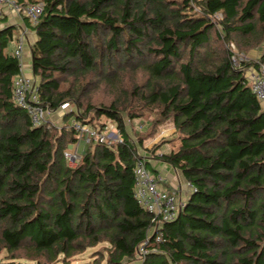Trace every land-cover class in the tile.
Returning a JSON list of instances; mask_svg holds the SVG:
<instances>
[{"label": "trees", "instance_id": "trees-1", "mask_svg": "<svg viewBox=\"0 0 264 264\" xmlns=\"http://www.w3.org/2000/svg\"><path fill=\"white\" fill-rule=\"evenodd\" d=\"M15 2L43 4L35 25L22 18L35 35L31 69L43 107L69 99L82 112L65 114L61 128L32 127L12 101L18 31L0 28V251L52 263L107 243L106 264L132 261L151 220L133 197L136 148L146 136L134 142L122 115L133 122L156 110L154 123L171 118L178 141L159 159L194 191L161 241L150 240L157 252L142 264H264V111L245 79L264 53L237 68L231 52L214 47L222 37L244 53L250 37L264 41V0ZM127 69L140 71L143 84L116 88L109 105L84 101ZM90 112L114 122L121 141L88 144L70 167L63 153L77 133L66 117L96 129Z\"/></svg>", "mask_w": 264, "mask_h": 264}, {"label": "built area", "instance_id": "built-area-1", "mask_svg": "<svg viewBox=\"0 0 264 264\" xmlns=\"http://www.w3.org/2000/svg\"><path fill=\"white\" fill-rule=\"evenodd\" d=\"M0 9L8 10V12L18 18L20 16L25 17L31 25H35L42 14L43 4L34 3L23 6L17 4L15 0H0ZM24 42L25 33H22L13 47V55L19 62L20 72L13 79L12 101L17 107H20L28 114L32 127H39L43 124L49 110L44 108L39 100L35 78L23 73L22 57ZM232 63L234 67L239 68V64H235L233 59ZM245 79L259 103L264 104V64H258L257 67L246 70ZM58 111L66 114L74 110H71L70 103L63 102L59 106ZM72 126L77 133V138L63 153L70 167H75L80 161L81 152L78 150L81 146L85 148L90 143H97L109 147L112 146L110 139H115L116 143L121 141L119 130L115 132L113 129L109 130L106 126L100 130L80 122H73ZM84 148H82V151ZM136 154L138 159L133 169V197L138 206L151 215L150 225L146 230V237L138 246L136 257L131 261L133 264H142L147 254L157 252L155 248L149 247L150 240L154 239L155 243L161 241V229L165 224L177 218L186 198L181 196L179 189L167 190L160 188L161 179L148 171L145 159L142 158L143 155L140 156L138 152ZM184 188L188 190V195L194 191L191 185L186 182L184 183Z\"/></svg>", "mask_w": 264, "mask_h": 264}, {"label": "rangeland", "instance_id": "rangeland-1", "mask_svg": "<svg viewBox=\"0 0 264 264\" xmlns=\"http://www.w3.org/2000/svg\"><path fill=\"white\" fill-rule=\"evenodd\" d=\"M188 15L190 13L194 15H198V10H193V11H187ZM15 16V15H14ZM16 17V16H15ZM13 14L11 16V13L8 12V10H1L0 9V28L3 26H15L14 22L17 19H13ZM23 17L20 16V20L23 24V27H26L23 22ZM222 19V16L220 14H217L212 17V22L213 24L218 27L217 29H220L218 26V22ZM29 29V28H28ZM18 31V30H17ZM20 36L19 31H18V37ZM253 40L249 39V44L248 46L244 41L245 51L244 53H241V51H238L236 44H234L232 41L228 42L227 40L223 41L217 44H215V48L218 46H222L227 52L232 53V59L234 60L235 64H241V62L246 61L249 63H255L257 60L261 57V55L264 53V41L262 39H258L255 37H250ZM248 39V37H246ZM16 43V42H15ZM15 45V44H14ZM14 45H11L12 51ZM26 47V43L24 42V48ZM24 55V53H23ZM27 55V54H26ZM22 62L25 59L23 56ZM24 62H23V67H24ZM28 66V65H27ZM26 67V66H25ZM252 67V66H251ZM24 69V68H23ZM252 68H249L248 70H251ZM145 81V78L143 74L140 71L137 72H132L131 70L127 69L124 73H122V76H120V80H112L111 85L107 84L105 82L100 83V85L88 93L86 96L88 99H84L85 102H90L93 105H109L111 102L115 101L116 97L118 96V92L116 88H129V86H136L138 84H143ZM124 86V87H123ZM113 87V89H112ZM64 102H68L71 104V110L70 114L73 112V115H78L80 112H82L81 109L77 108L76 105L73 103L72 100H65ZM49 112L46 114L43 124H49L50 126H57L58 128H61L62 122H63V117L64 113L56 110H51L48 109ZM67 114V113H66ZM123 116V121L125 125V130L128 136L134 141L138 142V136H146L143 140L142 143V148H136L137 152L140 154V156L143 155L144 151V144L146 146L150 147V150H152V147L162 144L160 148L153 154L154 156L156 153H161V152H168L171 149H175L178 145L177 141V135L175 132V128L173 125V121L171 118L161 120L159 122H155L154 120L158 117L156 115V110H147L142 117H140L139 120H135L133 122L129 121V119L126 117L125 113L122 115ZM86 119L90 121L96 120V129L99 128L102 124H104L103 128L106 126L109 128V130H112L117 132L118 129L116 127V124L114 122H111L109 120H106L104 117L98 118V119H93L94 115L93 113H89L86 116ZM74 122V116L69 115L66 117V124L71 125ZM147 131V132H146ZM150 131L152 132L151 134ZM145 132V133H144ZM144 133V134H143ZM148 135V136H147ZM115 140V139H114ZM113 139H110V143L114 145L116 142ZM109 142V139H108ZM146 150V149H145ZM150 150L148 152H150ZM85 151V150H84ZM83 151V152H84ZM81 153V155L83 154ZM144 159V155L142 156ZM148 171L152 173L150 169ZM155 175V174H154ZM109 246L107 243H101L98 244L94 247H90L82 251L81 253H78L70 258L63 259L62 257H59L57 261H54L52 263H45L44 261H32L28 259L24 252L17 253V257L11 258L9 253H7L5 250L0 251V264H106L107 260V252H108ZM20 256V257H18ZM122 264H133L131 261H124Z\"/></svg>", "mask_w": 264, "mask_h": 264}, {"label": "crops", "instance_id": "crops-1", "mask_svg": "<svg viewBox=\"0 0 264 264\" xmlns=\"http://www.w3.org/2000/svg\"><path fill=\"white\" fill-rule=\"evenodd\" d=\"M11 16H12V13H11ZM13 17H14L13 18L14 20L17 19L15 20L14 25L19 31V34L22 35V33H25L26 47L23 50V53H24L23 56L25 57V59H27V62L26 60L25 62L23 60L25 64L23 67L24 68L23 73L27 76H33L32 71H31L30 45L34 42L35 35L30 29H28L27 27H23V24L21 21H19L20 19L18 17H15V16ZM260 105L262 107V110L264 111V104H260ZM143 147L144 149H146L143 151V155H144L145 162L148 166V169L152 171L153 175L155 174V176L161 179L159 187L162 189H167V190L179 189L181 196L183 198H187L188 190L184 188L185 182L183 181L181 176L171 166L167 165L166 163L162 162L159 159V156L161 155L162 152L156 153V155L154 156L151 154V152H147L148 150H150L149 146H146L144 144ZM82 148L84 147L81 146V148L78 151L83 152Z\"/></svg>", "mask_w": 264, "mask_h": 264}, {"label": "clouds", "instance_id": "clouds-1", "mask_svg": "<svg viewBox=\"0 0 264 264\" xmlns=\"http://www.w3.org/2000/svg\"><path fill=\"white\" fill-rule=\"evenodd\" d=\"M31 71H32V69H31ZM32 75H33V73H32ZM33 77H34V75H33ZM36 80V79H35ZM82 153V152H81Z\"/></svg>", "mask_w": 264, "mask_h": 264}]
</instances>
